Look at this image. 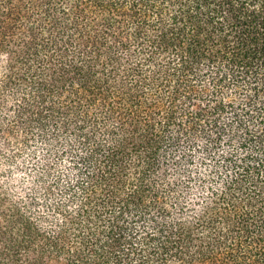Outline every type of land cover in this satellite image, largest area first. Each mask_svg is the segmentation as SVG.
I'll return each mask as SVG.
<instances>
[{
  "label": "trees",
  "instance_id": "trees-1",
  "mask_svg": "<svg viewBox=\"0 0 264 264\" xmlns=\"http://www.w3.org/2000/svg\"><path fill=\"white\" fill-rule=\"evenodd\" d=\"M0 264H264V0H0Z\"/></svg>",
  "mask_w": 264,
  "mask_h": 264
}]
</instances>
